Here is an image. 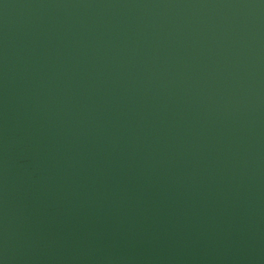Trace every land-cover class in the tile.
<instances>
[{"label":"water","instance_id":"1","mask_svg":"<svg viewBox=\"0 0 264 264\" xmlns=\"http://www.w3.org/2000/svg\"><path fill=\"white\" fill-rule=\"evenodd\" d=\"M0 264H264V0H0Z\"/></svg>","mask_w":264,"mask_h":264}]
</instances>
